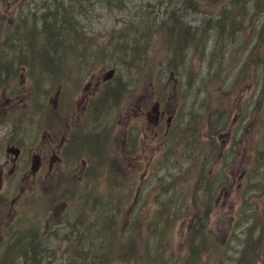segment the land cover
Returning <instances> with one entry per match:
<instances>
[{"label": "rangeland", "instance_id": "rangeland-1", "mask_svg": "<svg viewBox=\"0 0 264 264\" xmlns=\"http://www.w3.org/2000/svg\"><path fill=\"white\" fill-rule=\"evenodd\" d=\"M57 1L0 0V58L3 56V62L12 65L7 68L6 79L0 81V163L6 154L7 139L21 138L18 162L21 169L26 165L27 172L28 152L36 151L41 139L39 123L46 128L51 119L60 120L61 114L62 125L66 127L72 114L80 113L87 92H91L85 104L88 106L89 100L95 103L88 109V117L85 120L79 117L78 121L81 126L87 125L90 133H107L112 161L121 162L116 145L113 148L122 135L118 121L124 123L129 118L127 133L139 135L145 144L140 150L150 148L156 163L145 167L146 151L145 158L136 163L138 148H135L133 159L124 158L121 173L115 175L116 183L113 180V185L108 184L110 193L101 178L97 179L96 168L92 166L95 178L91 186L97 189L85 202L89 219L79 217L80 224L87 222L90 226L84 238L86 257L98 254L104 244L112 247L107 240L102 243L108 238L106 231L113 234L121 231L137 248L147 242L150 253L155 248L163 249L162 259L156 256L155 264L177 262L182 250L202 240L190 228L197 212L202 214L207 208L203 230L209 235L204 239L209 242L206 246L211 253L197 264H233L243 252L244 241L257 235L259 222L250 224L256 217L250 215L260 214L263 203L264 76L256 84L252 81L255 67L264 60V27L260 26L264 20V0L241 1L252 6V14L250 17L245 14L242 25H230L229 18L216 20L220 5L224 4L228 10L230 0H80L76 5L64 0V18L61 22L58 17L51 21L56 30L49 34L60 51L61 74L56 71L59 75L52 73L46 81L43 70L39 71L40 80L44 81L42 87L36 84V74L30 72L32 64L28 59L33 62L37 56L44 60L46 57L45 62L50 59L48 48L45 55L41 52L46 35L40 14L60 11ZM229 16L239 19L242 14L235 7ZM253 18L256 23H250ZM68 21L76 24V33L60 29ZM218 24L225 25L232 35L219 32ZM133 25L139 26L135 32ZM180 27L192 32L206 27L208 32L199 44L190 43L178 57L179 51L174 48L178 36L173 31ZM247 43L249 52L242 57ZM178 61L181 67L173 65ZM109 68L114 71L105 74ZM105 79L111 88L126 81L118 99L112 97L115 90L102 91ZM156 100L160 101L164 115L158 128L152 119L147 120L146 112L140 118L134 111L138 102L150 110ZM134 120H141V127ZM85 138L91 144H84L81 150L90 151L94 159L91 152H99L96 137L86 134ZM222 147L231 152L226 161L221 159L225 151ZM51 153L50 149L45 152L44 162ZM68 160L50 170L46 164L42 165L35 177L5 172L9 178L0 189V196L7 197L0 203L1 230L6 234L9 230L18 233L23 221H31L41 230L48 228L43 238L40 235L44 245L42 264H75V253L84 248L77 238L78 232L69 231L70 225L75 224L77 206L72 200L65 202L69 196L62 192L73 186V180L78 181L79 187L84 180H80L78 170L71 174ZM101 186L106 187L102 194L106 205L102 204L101 196H94ZM46 188L51 191L45 193ZM52 193L63 198L51 202L48 195ZM210 193L212 196H208ZM41 195V201L25 202L26 198ZM103 212L113 215V220L108 221L107 217L106 231L99 237ZM130 221L133 225H126ZM14 238L0 239L2 243L10 241L1 244L0 251ZM14 254H10L11 262L17 264Z\"/></svg>", "mask_w": 264, "mask_h": 264}, {"label": "trees", "instance_id": "trees-1", "mask_svg": "<svg viewBox=\"0 0 264 264\" xmlns=\"http://www.w3.org/2000/svg\"><path fill=\"white\" fill-rule=\"evenodd\" d=\"M69 5H76L79 3L80 0H67ZM59 4V8L60 11L63 12V9L66 7L64 0H59L57 1ZM52 13V16H49V14ZM227 13L228 10L226 9L224 4L220 5V11L218 13V16L216 17V20L218 21H223L224 19L227 18ZM40 18L42 17V19L44 18V20H42V26L44 27L43 33L48 36V38L46 36H44L43 38V43L44 46L45 44H47V42L50 40L49 38V34L52 33V30L55 29V25L52 24V20L54 19V13L53 12H42L40 14ZM47 22H50L51 24H48ZM69 22V21H68ZM67 22V25H61L60 29L61 30H65V32H69L68 28L71 27L70 23ZM225 25H219L218 24V28H219V32L223 33L226 32ZM261 27H264V21L261 22L260 24ZM60 30V31H61ZM76 32V31H75ZM263 34V32L261 33ZM2 34H0L1 36ZM13 35V33H12ZM264 42V40L262 39V43ZM2 48H4V45L2 44L1 46ZM45 50L46 48L42 46V54L45 55ZM47 56V55H46ZM246 60H248V58H246ZM3 56L0 58V76H3L6 71L8 70L6 68L5 62H3ZM263 64H261V66L255 67L257 68V70H254L253 75L254 78H258V74L260 70L264 69V60L261 61ZM111 85H103L101 87L102 91L104 93H108V91L112 92V88L110 87ZM106 101V97L104 96L103 98V102ZM103 104V103H102ZM263 177V176H262ZM110 184V183H109ZM264 188V186H263ZM112 189H109L107 186V192L110 193ZM263 203L262 207H261V213L259 214H254L250 215V216H256L253 219H251V223H258V230H257V235L254 236L253 238H250L249 240L244 241V247H243V252L237 256V258L234 259V263L233 264H242L243 262L246 263H252L255 264L257 262H261L262 260L264 261L263 254L262 252H264V193L263 195ZM73 201L78 203L77 205V216L74 220L75 224L72 223V226L70 225V230L71 231H75L79 232V231H84V232H88L90 226L87 222H85V220L83 219L82 222H85V224H80L79 222H81L79 220V217L81 215H84L85 218L89 219L88 216V212H86V204L85 202H87V200L89 199L88 196H73ZM115 197V196H113ZM98 200H100V198H98ZM101 201L103 205H106L107 201L105 199H103V197L101 196ZM88 205V204H87ZM144 213H147L144 211ZM109 213L103 212V221L100 227V235L99 237H101V232H105V227H106V219L108 217V221H112L113 220V215H108ZM206 215H207V208L204 210V212L202 214H200V212L195 215L194 220L192 221L194 223V225L190 228L191 232H196V236L197 239H202L198 244L196 243L195 245L193 243L190 244V246H187L186 250H182V252H180L178 255V261L174 262V261H168L165 264H197L199 263V260L202 259L205 255L211 253L210 252V248H208L206 246V242L204 239V236L207 238L209 235L207 233H205V231L203 230V224H204V220H206ZM262 219V220H261ZM262 221V222H261ZM133 221H130L128 224L126 223V225L128 226H132ZM111 224V222H109ZM262 224V225H261ZM81 227H80V226ZM108 232V238H104L103 239V244L104 241H108L109 243H111L112 247H109V252L107 255V258L105 260V264H155L154 260L157 259V257L159 259H162L160 254L163 253V249H159V248H155V252L154 253H150V251L147 249L148 244L147 242L140 248H137V246H133V243L131 241V239H126V236L124 235V232L121 233V231H119L117 234H113ZM110 233V234H109ZM29 237L25 240L22 238L16 239L14 240L9 246L5 247L2 251H0V264H13V262H11V258H10V254L13 252L14 257L13 259L16 260L17 264H22L23 262L27 263V264H42L40 262V260L43 258V249L42 250H37L36 251H32L31 250V245L35 239L34 234H32L31 232L28 234ZM124 235V238H122ZM195 236V237H196ZM195 237H193L192 239L194 240ZM86 238V237H85ZM207 240V239H206ZM26 241V242H24ZM85 241L86 239H81L79 241V243H81L84 248L80 251L75 253V256L77 258H84L88 255L87 251L85 250ZM93 241V240H92ZM161 243L164 244L165 243V239L162 241ZM97 250H99V247H97ZM256 251H260L262 255L261 257H259V255H252L254 254ZM100 253V251H99ZM98 254H94L91 255L90 257L94 260L95 262L98 263ZM157 256V257H156ZM42 259V260H43ZM114 260H116L118 263H116ZM159 264H163V263H159Z\"/></svg>", "mask_w": 264, "mask_h": 264}, {"label": "flooded vegetation", "instance_id": "flooded-vegetation-1", "mask_svg": "<svg viewBox=\"0 0 264 264\" xmlns=\"http://www.w3.org/2000/svg\"><path fill=\"white\" fill-rule=\"evenodd\" d=\"M89 85V84H88ZM60 88L57 89V92H60ZM92 91V90H91ZM91 92H87L86 100L83 99V103L81 107L79 108L80 113L78 112L72 114V120L67 124L66 127L62 125L61 121V114L60 116V121L55 127H44L41 125V139L38 145V150L37 151H30L28 152V157H29V165H30V170L26 172L25 166L21 169L19 167V162L18 158L20 157L22 150L15 149V152L13 154L6 153L4 156V160L0 163V187L5 183L6 180H8L9 175H5V172L13 173V172H20L23 177H29L31 176H36L39 174L41 171L42 165L46 164L48 170H50L52 167L58 168V164L63 160V158L69 159V169L71 171V174L73 175L77 170L80 175V180H84V185H89L90 186V178L92 177V173L90 172V167H89V162L87 159V156L85 153H90V151H84L78 148V142L80 141L81 136H85L86 134H89L87 131V125L86 127L81 126L79 124L78 118L83 116V119L85 120L86 117H88V106H86L87 98L90 96ZM139 100V98L137 99ZM79 105V104H78ZM80 106V105H79ZM87 110V112H86ZM134 111L136 112V116L140 117L142 116L143 112L147 113V120H153V122L157 123V128L160 127L162 124V119H163V112L160 110V105H152V108L150 110L144 109L140 103L136 105ZM60 113V112H59ZM130 119L127 118L124 123L121 122L120 120L118 121L120 123V127L122 128V136L119 139V143H115L116 145V150L117 153L118 151L120 152L121 155V160L118 156V159L121 161H117V167L122 169L123 164H124V158H129L133 157L136 149V156H135V162L138 163L142 161L144 157V152L146 151L148 154L147 159L145 160V167L148 168L153 164L154 162L152 161V156H151V150L150 148L148 149H142L140 148H145V144L142 143L141 138L139 135L131 136L130 137L124 132L129 126H130ZM140 127L142 125L141 120H134ZM43 124V123H42ZM118 131L121 133V129H118ZM137 144V147H136ZM127 145L133 146L131 148L133 155H129L125 153V148ZM148 147L149 144L147 143ZM75 147L78 148V152H72L76 151L73 150ZM51 150V156L48 161H45V152L48 150ZM60 151H63V154L60 153ZM82 154L80 159L78 156ZM134 158V157H133ZM56 160V161H55ZM27 162V161H26ZM6 170V171H5ZM74 184H78V181L75 179L73 180ZM73 196H92L91 193H87L84 188L81 189V192L74 193ZM15 199V197L13 198Z\"/></svg>", "mask_w": 264, "mask_h": 264}, {"label": "bare ground", "instance_id": "bare-ground-1", "mask_svg": "<svg viewBox=\"0 0 264 264\" xmlns=\"http://www.w3.org/2000/svg\"><path fill=\"white\" fill-rule=\"evenodd\" d=\"M57 17L59 18V20L61 22L62 18H64V13L62 11L54 12V21H55V18H57ZM229 20H230L229 21L230 25H232L233 23L235 25H238V19H237L236 16L235 17L231 16L229 18ZM68 23H70V26H71V27L68 28L69 34L71 32L76 33L75 32L76 31L75 30L76 24L72 23V22H68ZM203 24L207 25L206 23H203ZM137 27H139V26L135 25L132 30L135 32L134 29H136ZM140 27L144 28L145 26L141 25ZM53 30H55V29H53ZM146 31H148V30H146ZM207 32H208V30H207L206 27H204L199 32H192L189 28L187 29V28H183V27H180L177 30L175 29V31H173V34L175 36H178V39H177L176 43L174 44V48L177 51H179L177 56L180 57L183 54V51L186 49L185 47L188 46L190 43L194 42L196 44H199L200 43L199 41H202L205 38V35H206ZM226 32H228L230 35H232L231 31H226ZM136 35H138V34H136ZM196 44H194V46ZM43 47L48 48L49 52H51V54H48L49 55L48 59L49 58L50 59L45 62V60H46V57H45L44 64H42V62L40 61V57L37 56V58H38V60L40 62V65L43 66L44 76H46V81H47L49 79L48 76H51L52 73L60 70V65H61V63H60L61 60H60V56H59V54H60L59 52L60 51L57 49L56 42L53 39H50L49 42L47 44H45V46L43 45ZM248 47H250V43H247L245 45V47H244V51H241V54H243L242 57H245L247 55V53L249 52ZM139 51L140 50L135 51L136 53H138L136 55H139ZM51 60H52V63H50ZM173 65L176 66V67H181L180 66L181 64H180L179 61L174 63ZM201 71L202 70H200V72ZM6 75L7 74L5 73L3 76H0V81L2 79H6ZM188 76H191V75L188 74ZM258 76H259L258 78H254L253 79V81H252L253 84H256L258 79H260V78L263 79L264 71L260 70ZM125 83H126V81L122 80V81L117 82L115 85L112 86L113 87L112 89L115 90V93H114V95L112 97L117 98V95H118L119 91H121L125 87ZM36 84L40 85V86L42 85L40 82H36ZM42 87H44V86L42 85ZM93 136L96 137L95 146L97 147L98 138L99 137H98V135H93ZM86 143H90L91 144V141L88 138L84 139V136H82V139L78 142V148L82 149L83 145L86 144ZM78 148L75 147V149H73V150H76V151H72V152H76L77 153L78 152L77 151ZM151 168H153V166ZM110 184L113 185V182H110ZM117 192L120 194V190L119 189L117 190ZM85 235H86V232L79 231L78 234H77L78 240L80 241L81 239H84ZM24 242H26V241H24ZM43 248H44L43 242L40 239H38L37 237H35L32 245H31V250L37 252V250H42ZM108 252H109V247H108L107 244H104L102 246V250H100V253L98 255L99 256L98 257V263L95 262V259L93 260L91 257L75 258L73 260L75 261V264H105V260L107 258ZM260 254H261L260 251H256L252 255H254V256L259 255V257H261L262 255H260ZM160 255H161V258H162L163 257V253H161ZM262 258H264V256Z\"/></svg>", "mask_w": 264, "mask_h": 264}]
</instances>
